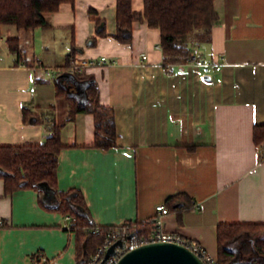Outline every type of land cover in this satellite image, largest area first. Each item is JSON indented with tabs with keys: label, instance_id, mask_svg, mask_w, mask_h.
<instances>
[{
	"label": "crops",
	"instance_id": "crops-1",
	"mask_svg": "<svg viewBox=\"0 0 264 264\" xmlns=\"http://www.w3.org/2000/svg\"><path fill=\"white\" fill-rule=\"evenodd\" d=\"M116 4L74 0L45 14L50 27L1 26L0 145L38 144L60 125L58 187L79 188L98 224L152 218L157 204L183 192L192 207L170 211L164 227L216 257L218 223L264 222V159L253 138L254 125L264 123V0H215L211 41L193 49L199 60L176 64L170 74L159 28L135 21L131 42L114 37ZM132 7L143 11L144 0ZM95 17L105 19L108 35L97 34ZM12 36L20 38L25 63H14ZM72 46V65L95 78L100 101L114 109L115 147L92 145L94 115L68 118V99L56 93L58 74L46 73L70 71L63 66ZM103 57L105 63L90 62ZM71 88L83 94L85 82ZM24 105L33 112L28 119ZM39 195L6 193L0 177V264H34L36 254L48 264H76L70 219L44 207ZM45 195L55 203L52 192Z\"/></svg>",
	"mask_w": 264,
	"mask_h": 264
},
{
	"label": "trees",
	"instance_id": "trees-1",
	"mask_svg": "<svg viewBox=\"0 0 264 264\" xmlns=\"http://www.w3.org/2000/svg\"><path fill=\"white\" fill-rule=\"evenodd\" d=\"M214 1L144 0L143 11L138 12L133 9L132 0H117V30L114 37L124 43L131 42L133 23L145 21L150 27L160 29L163 65L185 64L192 57L195 47L211 41L213 25L219 18ZM64 2L73 4L74 0H0V37L3 24H13L24 29L50 27L45 14L58 10ZM89 11L95 14L94 10ZM94 19L97 34L108 35L105 19ZM7 45L9 52L14 55V63L26 62L18 36L9 37ZM76 51L77 48L72 46L66 54L63 66L65 69L72 65ZM80 74L78 68L73 72L67 70L58 74L56 93L65 95L68 99V118L80 112L94 115L93 146L105 149L115 147L118 130L114 109L100 101V91L95 78H83ZM77 79L85 82L84 92L80 95L72 88V92L69 91L68 87L62 84L66 81L71 87L72 82ZM78 95L84 97L80 98ZM23 113L25 119L33 114L26 105L23 106ZM253 138L259 150V158L263 160L264 123L254 125ZM194 146L187 145L188 148ZM63 147L61 127L58 124H54L51 133L41 143L0 145V177L4 180L6 193L18 189H37L44 207L69 216V229L74 232L75 237L76 264H87L115 225H101L94 220L79 188L63 190L58 187V156ZM47 190L52 192L55 198V203L51 205L45 197ZM164 204L170 211L177 212L192 207L183 192L169 196ZM147 221L135 220V223L142 230L151 229L153 223ZM216 236L218 264H264V222H220L217 224ZM245 237L247 240H244ZM247 242L255 253L248 260L242 257L241 251Z\"/></svg>",
	"mask_w": 264,
	"mask_h": 264
},
{
	"label": "built area",
	"instance_id": "built-area-1",
	"mask_svg": "<svg viewBox=\"0 0 264 264\" xmlns=\"http://www.w3.org/2000/svg\"><path fill=\"white\" fill-rule=\"evenodd\" d=\"M146 58V55L143 56ZM106 58L103 57L101 60L94 61L90 60L91 63H105ZM197 60V50L193 51L192 57L189 61ZM78 64L72 65L70 71H74L78 68ZM166 73H173L174 67L171 64L164 65ZM209 70L205 67V71ZM48 75H57L61 73V70H52L50 68L46 69ZM170 212L169 208L164 203H159L156 205V214L150 220L153 223L151 229H140L135 221H126L121 224L115 225L114 228L109 230L107 233L103 244H101L95 254L92 256L91 260L87 264H117L120 258H122L127 252L137 248L140 245L147 244L150 242H176L184 244L192 249L204 262L205 264H218L216 257L210 255L206 249L198 242L191 241L190 239L167 230L164 227V216ZM69 218V216H66ZM149 222V221H147ZM118 241L121 244H116ZM114 247V252L105 259L107 250L112 246ZM49 258L43 254H36L34 256V264H48Z\"/></svg>",
	"mask_w": 264,
	"mask_h": 264
},
{
	"label": "water",
	"instance_id": "water-1",
	"mask_svg": "<svg viewBox=\"0 0 264 264\" xmlns=\"http://www.w3.org/2000/svg\"><path fill=\"white\" fill-rule=\"evenodd\" d=\"M116 244H121L118 241ZM106 252L105 259L114 252L115 245ZM117 264H205L188 246L176 242H150L127 252Z\"/></svg>",
	"mask_w": 264,
	"mask_h": 264
},
{
	"label": "rangeland",
	"instance_id": "rangeland-1",
	"mask_svg": "<svg viewBox=\"0 0 264 264\" xmlns=\"http://www.w3.org/2000/svg\"><path fill=\"white\" fill-rule=\"evenodd\" d=\"M21 30H24V29H21ZM26 41H24V43H25ZM24 47V49L26 48V45L24 44L23 45ZM50 69H54V68H50ZM64 86H66V87H68V90L69 91H71L72 92V90H71V87L67 84V82L66 81H64L63 83H62ZM78 94V93H77ZM80 95V94H79ZM78 95V96H79ZM80 98H83L84 96H79ZM239 245V244H238ZM243 248V250L245 251V253H248V254H251L252 256H254L255 255V253L253 252V250H252V246H251V244L250 243H246V244H244V246L242 247ZM242 248H241V251H242ZM244 260V259H243Z\"/></svg>",
	"mask_w": 264,
	"mask_h": 264
}]
</instances>
